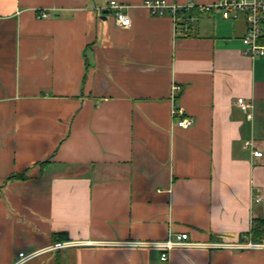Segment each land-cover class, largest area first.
Listing matches in <instances>:
<instances>
[{"label": "crops", "instance_id": "crops-1", "mask_svg": "<svg viewBox=\"0 0 264 264\" xmlns=\"http://www.w3.org/2000/svg\"><path fill=\"white\" fill-rule=\"evenodd\" d=\"M108 1L0 0V264H264L246 233L264 219V56L243 52L244 17L117 0L121 27ZM182 232L195 244L161 260L153 243Z\"/></svg>", "mask_w": 264, "mask_h": 264}, {"label": "built area", "instance_id": "built-area-1", "mask_svg": "<svg viewBox=\"0 0 264 264\" xmlns=\"http://www.w3.org/2000/svg\"><path fill=\"white\" fill-rule=\"evenodd\" d=\"M143 5L152 13L163 14L169 12L174 23L179 18L187 17L189 10L196 9L199 11L218 10L223 17L237 18L243 16L245 19V31L242 35L243 52L251 57L264 56V0H215L210 3H196L193 1H187L184 3L168 2L167 0H144ZM108 7L113 11V18L115 23L121 27H128L131 24V18L124 10L123 3L117 0H109ZM40 17L48 16L46 9H43L38 14ZM191 18V17H190ZM173 94L172 98H175L176 91L180 90L178 85L172 86ZM237 102L242 110L247 111L251 106L250 102L245 101L242 97L237 98ZM173 116L181 115L183 113L182 108L174 106L171 110ZM251 113L246 112V117H250ZM192 117H181L176 120V125L187 126L192 123ZM248 141L245 142L247 144ZM253 155L260 156L262 152L260 150H253ZM259 199V198H257ZM154 245L160 248V259L166 260L168 251L175 246L194 245L195 243L187 240V234L182 232L176 234L175 238H166L165 240L154 242ZM65 245V242H54L42 250H51L60 248ZM238 246H250L255 245L249 240L242 245ZM38 251H33L28 254L19 252V256L23 260L31 258L38 254ZM20 259V260H22ZM16 261L14 264L20 262Z\"/></svg>", "mask_w": 264, "mask_h": 264}, {"label": "trees", "instance_id": "trees-1", "mask_svg": "<svg viewBox=\"0 0 264 264\" xmlns=\"http://www.w3.org/2000/svg\"><path fill=\"white\" fill-rule=\"evenodd\" d=\"M13 176H19L15 174ZM249 234V239L253 242H261L264 239V219L263 218H254L251 222L250 229L246 232ZM54 234V240L59 242L63 241L66 238V235L63 232H57Z\"/></svg>", "mask_w": 264, "mask_h": 264}, {"label": "rangeland", "instance_id": "rangeland-1", "mask_svg": "<svg viewBox=\"0 0 264 264\" xmlns=\"http://www.w3.org/2000/svg\"><path fill=\"white\" fill-rule=\"evenodd\" d=\"M37 255V254H36Z\"/></svg>", "mask_w": 264, "mask_h": 264}]
</instances>
